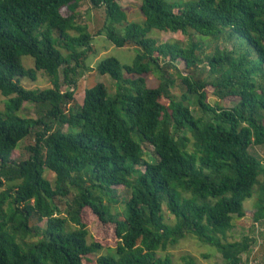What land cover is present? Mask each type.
Listing matches in <instances>:
<instances>
[{
    "label": "trees",
    "instance_id": "16d2710c",
    "mask_svg": "<svg viewBox=\"0 0 264 264\" xmlns=\"http://www.w3.org/2000/svg\"><path fill=\"white\" fill-rule=\"evenodd\" d=\"M137 1L141 24L128 22L119 0H90L105 12L96 36L139 54L129 66L102 60L96 71L115 82V94L98 83L79 104L73 76L85 67L94 38L78 23L83 0H0V94L6 98L0 110V264H84L92 255L95 264H171L158 253L188 236L236 264L255 244L249 237L230 243L227 236L234 220L247 216L244 203L264 176L263 162L250 152L264 146V0ZM153 30H192L216 45L226 39L246 50L216 46L204 59L198 43H159L149 36ZM27 56L34 69L24 67ZM203 64L216 75L212 81L190 74ZM170 71L181 81L179 98ZM40 72L48 89L22 86ZM149 75L157 86L148 85ZM209 86L219 101L236 105L212 106ZM26 103L50 109L38 119L22 118ZM29 137V158L17 161L18 145ZM84 174L88 183L80 180ZM118 187L130 191L120 216L111 211L120 202ZM92 216L115 226V248L89 242ZM253 218L264 219L263 206Z\"/></svg>",
    "mask_w": 264,
    "mask_h": 264
},
{
    "label": "rangeland",
    "instance_id": "374dc122",
    "mask_svg": "<svg viewBox=\"0 0 264 264\" xmlns=\"http://www.w3.org/2000/svg\"><path fill=\"white\" fill-rule=\"evenodd\" d=\"M181 2H187L191 0H180ZM119 4L127 15L129 23L141 24L144 22V16L141 12V1L137 0H119ZM63 15H68L66 10L62 11ZM105 22V12L103 8L95 9L90 0H83L82 8L80 9V18L78 23L81 25H86L89 29V32L94 36L92 41V51L89 54L88 59L84 62L85 67L79 68L77 74L73 76L74 81L78 83V94L76 95V100L79 104L83 103L85 90L91 88L92 86L102 83L104 84L109 92V95H114L116 92L115 82L109 76H102L97 71V65L107 58H116L120 61L122 65L129 66L132 65L136 60L139 50L136 48H118L105 36H96L98 29L102 28ZM71 35H76V33H71ZM150 37L158 40L159 43L163 42H180L183 45H188L191 42L198 43L200 47L204 50L202 57L205 59L206 56H211L214 53L216 46L220 47L222 50L231 51L236 54L244 53L245 47H238L239 43L231 40L221 39L219 44L216 45V42L209 38H204L194 31L189 30V35H183L181 33H165L158 30H153L149 34ZM236 46V47H235ZM63 53H65L63 51ZM22 63L26 69H34L35 62L31 57H23ZM179 69L184 72V65L179 64ZM193 72L190 73L196 79L212 81L216 75L211 76L209 73V67L207 64H203L198 69H193ZM187 72V71H185ZM184 72V73H185ZM170 74H173V78L176 82V88L173 89V94L181 96V81L178 78L177 74L174 71H170ZM61 78L63 79V72L61 70ZM148 85L155 87L159 84V80L154 75H149L147 77ZM22 86L27 90H45L50 86L47 80L44 78L43 73H38V79L36 82L31 81L30 79H24L22 81ZM69 88L66 85H62V90L67 91ZM213 88L209 86L208 91V102L214 106L216 103H220L224 108L231 109L236 105V102L233 101H219L213 93ZM6 98L0 94V110H4ZM50 109V106H36L32 103H26L24 108L19 113V116L22 118H31L38 119L46 113V110ZM191 109L196 117L201 116V112L196 104V99L192 98ZM33 144V138L29 137L22 140L17 148V154L15 158L17 161H25L29 158V152L27 147ZM250 152L258 157L264 163V146H253L250 149ZM153 157V154H150ZM153 159V158H152ZM155 159L152 161L154 162ZM45 177L49 179L52 183L55 181V175L50 172L49 169L45 170ZM90 178L89 174H84L80 176V180L83 183H88ZM264 178L261 177L263 181ZM0 189V193L4 190ZM72 193H75L72 190ZM256 194V195H255ZM253 198L244 203V209L248 212L244 220L235 219L233 222V228L228 233V242L234 243L241 241L245 237H249L255 240V244L251 247L248 255H253L258 264H264V219L256 221L253 218L254 211L260 209L264 205L261 204V198L264 201V198L259 196L260 191L256 190ZM130 198V191H127L123 187L117 188V199L120 201L117 205H111V211L114 215L120 216L125 208V201ZM163 212L165 220L167 223L173 225L175 219L171 214L166 210V207H163ZM67 208L64 212L66 215ZM73 224L69 225V229H74ZM90 231V236L88 238L89 242L96 241L99 242L105 249L115 248L118 243V239L115 235V226L112 224H101L95 216L91 217L90 224L88 226ZM37 239L28 240L29 243L35 242ZM105 254V252H102ZM158 256L161 258L169 257L171 259V264H186L185 258H193L197 264H226L222 255L217 251V249L205 245L199 242L192 236H188L186 239L182 240L176 247L170 248L166 252H159ZM98 256L92 255L84 259V264H95Z\"/></svg>",
    "mask_w": 264,
    "mask_h": 264
},
{
    "label": "built area",
    "instance_id": "2783aa9c",
    "mask_svg": "<svg viewBox=\"0 0 264 264\" xmlns=\"http://www.w3.org/2000/svg\"><path fill=\"white\" fill-rule=\"evenodd\" d=\"M236 264H258L253 255L245 254L242 260Z\"/></svg>",
    "mask_w": 264,
    "mask_h": 264
},
{
    "label": "crops",
    "instance_id": "0c3cea01",
    "mask_svg": "<svg viewBox=\"0 0 264 264\" xmlns=\"http://www.w3.org/2000/svg\"><path fill=\"white\" fill-rule=\"evenodd\" d=\"M262 162H263V161H262ZM263 164H264V163H263ZM262 178H264V176H263ZM260 181H261V187L258 188V190L260 191L259 196H260V197L262 196V197L264 198V179H263V181H262L261 178H260ZM255 195H256V194H255ZM258 199L261 200V204H260V205H261V206L264 205V201H262L263 199H261V198H259V197H258ZM256 211H257V210H255L254 213H255ZM245 218H246V217H245ZM245 218H242L241 220H244ZM237 220H240V219H237Z\"/></svg>",
    "mask_w": 264,
    "mask_h": 264
}]
</instances>
